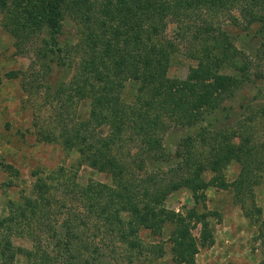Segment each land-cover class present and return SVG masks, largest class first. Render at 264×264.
Returning <instances> with one entry per match:
<instances>
[{"label":"trees","instance_id":"16d2710c","mask_svg":"<svg viewBox=\"0 0 264 264\" xmlns=\"http://www.w3.org/2000/svg\"><path fill=\"white\" fill-rule=\"evenodd\" d=\"M42 3L40 10L15 5L12 11L7 0H0V12L8 13L13 27L9 30L19 51L32 34L45 32L30 69L49 91L61 144L78 151L80 165L110 174L112 184L92 180L80 184L63 167L48 174L33 173L35 197L22 196L18 203L9 204L7 215H0V264H13L22 252L13 244L16 236L34 243L33 250L24 252L29 264H122L120 260L134 264L161 258L162 245L145 244L140 232L160 236L167 225L174 226L169 239L174 263L197 264L201 249L215 244L210 219H222L221 213L205 206L206 191L218 184L232 189L234 203L257 223L262 211L255 205V189L264 180L263 148L249 136L240 135L238 144L215 142L208 157L200 158L194 153L197 147L192 135L176 144L175 151L163 145V137L171 125L188 129L200 125L206 114L216 113L246 83L245 78L220 74L227 62L234 63L236 50L226 32L210 21L227 12L234 27L245 23L247 29L255 24L264 29V0ZM70 18L79 25L76 43L64 39ZM169 23H177L181 31L196 26V39L205 51L196 81L168 76L173 43L164 33ZM56 67L74 70L73 81L49 85ZM129 81L138 84L133 104L121 97ZM75 98L91 101L88 121L71 118L69 105ZM221 112L225 122L229 121L226 110ZM103 126L110 128L106 137L98 133ZM43 135L54 140L50 134ZM124 138L142 145V170L148 159L157 163L142 178H136L118 154ZM232 162L239 163L241 170L229 184L224 172ZM206 171L214 174L209 181L204 178ZM183 188L192 192L195 206L186 213L167 209L168 197ZM196 225L200 227L198 236L194 234Z\"/></svg>","mask_w":264,"mask_h":264},{"label":"rangeland","instance_id":"374dc122","mask_svg":"<svg viewBox=\"0 0 264 264\" xmlns=\"http://www.w3.org/2000/svg\"><path fill=\"white\" fill-rule=\"evenodd\" d=\"M9 10L15 11L21 6L40 10L42 0H7ZM16 5V8H15ZM15 9V10H14ZM17 13H20L16 11ZM10 14V13H9ZM240 18L237 11H232ZM8 13L0 12V215L5 216L10 203H18L22 196L35 197L36 177L33 173L48 174L63 167L71 171L80 184L89 181L112 184L108 173H101L89 165H80V155L77 150H67L59 139L61 129L57 126L58 117L51 106L52 99L48 97L47 87L41 84V79L31 75V64L35 50L41 48L46 34H32L21 44L19 51L17 39L11 34L7 19ZM241 22L243 20L240 18ZM226 32L231 45L236 50L234 63H226L220 74L245 78L246 83L235 92V95L221 103L216 113H208L205 121L194 128H182L171 125L163 137V145L175 151L176 144L183 142L187 136H193L196 142V157L207 158L210 147L215 142L239 143V137L249 136L259 148L264 149V29L255 24L246 28L245 23L236 27L227 12H221L210 21ZM64 39L76 43L79 38V25L73 20H67ZM177 23H169L164 36L173 44L171 64L168 76L173 79L196 81L197 68L205 51L197 39L196 26L192 30L178 29ZM204 36V33H203ZM81 57L80 55H78ZM235 67H231V66ZM76 72L64 71L58 67L53 69L48 78L49 85L55 86L61 81L70 84ZM138 84L129 81L121 93L123 102L133 104L136 98ZM71 118L79 122L88 121L91 113L89 99L77 100L70 104ZM226 110L229 121L224 120ZM228 120V119H227ZM225 124V126H224ZM224 126V127H223ZM110 128L103 126L98 133L106 137ZM52 136V140L44 135ZM128 137V135L126 136ZM215 138V139H214ZM214 139V140H213ZM217 139V140H216ZM124 138L118 147V154L133 170L136 178H142L148 169L156 166L149 159L144 165L140 154V142H129ZM241 170L237 162H232L224 172L225 180L231 184ZM17 171V173H16ZM214 174L204 173L209 181ZM221 185L212 186L206 191L205 206L207 210L221 213L222 219H210L215 236V244L201 249L197 256V264H263L264 263V180L255 189V205L261 208L262 215L257 223L246 218L240 206L234 203L232 189L225 190ZM195 202L192 192L183 188L172 193L167 201L169 210L186 213L193 208ZM202 211V207L198 206ZM173 225H167L160 236H153L147 230L140 232V237L147 245L160 244L164 255L161 258H147L134 264H175L169 241ZM200 227L196 225L194 234L199 235ZM13 244L21 248L13 264H29L24 252L33 250L34 243L28 237H13ZM123 264L124 261L120 260ZM1 262V255H0Z\"/></svg>","mask_w":264,"mask_h":264}]
</instances>
